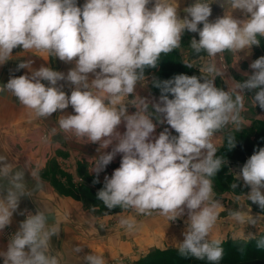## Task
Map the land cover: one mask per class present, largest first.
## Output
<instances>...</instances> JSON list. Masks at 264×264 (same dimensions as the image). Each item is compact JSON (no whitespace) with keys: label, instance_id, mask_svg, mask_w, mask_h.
<instances>
[{"label":"clouds","instance_id":"clouds-1","mask_svg":"<svg viewBox=\"0 0 264 264\" xmlns=\"http://www.w3.org/2000/svg\"><path fill=\"white\" fill-rule=\"evenodd\" d=\"M213 2L194 0L181 19L178 0H85L82 7L76 0H0V64L10 60L17 48L47 52L65 63L75 61L65 75L50 66L33 69V61L22 60L17 70L28 69L30 75L11 77L0 91L11 92L36 118L46 119L71 106L75 114L60 115L52 134H71L99 145L91 169L97 177L94 184L114 157L122 154L120 166L111 177H104L96 198L108 210L157 212L168 221L187 215L178 254L219 264L224 250L220 240L210 239V233L224 205L213 198L212 178L227 161L216 155L213 137L230 124L238 129L245 123L241 115L246 110L245 90H256L252 103L264 109V56L251 62L250 75L234 80L227 90L215 85L216 78L224 75L217 57L222 59L226 51L250 54L252 46H260L264 0H223L221 7L231 11L210 21ZM236 9L247 18H234L231 12ZM185 31L198 33L199 39L192 38L189 46L209 58L199 69L202 74L154 80L161 94L150 105L136 94L137 85L145 81L146 69L158 66L161 54L181 47ZM183 64L193 67L187 60ZM59 81L74 86L70 95L63 85L58 86ZM129 106L135 112L130 114ZM122 123L123 133L118 131ZM157 123L167 124L178 135L166 127L154 136ZM228 143L235 147L233 137ZM110 146L111 151H105ZM241 179L250 189L244 194L247 200L262 212L254 217L251 205L240 204L229 210V216L237 223L256 225L264 217V147L254 150L235 174L231 188L237 189ZM30 195L25 169L12 168L0 155V232L12 223L21 198ZM117 215L120 227L129 232L136 229L134 217ZM59 235V225L49 223L48 215L37 208L35 214L27 212L0 258L3 264H60L51 251L52 238ZM256 248L264 250V236L256 239ZM73 251L79 264H106L102 256L84 253L80 245Z\"/></svg>","mask_w":264,"mask_h":264},{"label":"rangeland","instance_id":"rangeland-1","mask_svg":"<svg viewBox=\"0 0 264 264\" xmlns=\"http://www.w3.org/2000/svg\"><path fill=\"white\" fill-rule=\"evenodd\" d=\"M191 1L194 3V0ZM200 27H202V25H200ZM192 38L199 39L198 33L185 31L182 36L181 47L179 49H176L168 54H161L158 66L154 69H146V79L137 85L136 94L146 99V101L151 105L152 103L159 101L161 94L160 89L154 86V80L163 81L171 79L175 75L179 74H185L189 76L196 75L199 77L200 74H202L199 72V69L205 66L209 58L204 52H201L200 54L193 52L189 46V42ZM259 39L261 40L260 46H252L250 50V52H252L250 58L253 61L261 56H264V38ZM222 57V59L220 56L217 57V65L221 71L224 72L223 76L216 78L215 85L217 87L227 90V88L232 86L234 80H243L246 78L245 73L249 75L252 73L251 68L245 64H243L244 68H242V71L232 67L233 63H235L238 59L236 54L226 51L222 54ZM55 60L57 61L58 66L57 71L62 72L65 75L70 69L75 67V61L72 63H63V67L61 66L62 61L59 60V58H55ZM185 60H187L189 63H192L193 67H186L183 64ZM218 62H221L225 68L220 66ZM91 78L93 77L90 74V79ZM59 85H63L62 90L68 95L71 94V90L74 87L67 81H59L58 86ZM255 91L256 90H245L244 93L246 110L242 112L241 115L243 116L245 123L242 124L238 129L230 124L221 131L215 133L213 137V143L217 147L216 155L227 161V163L222 166V169L216 174V176L212 178L214 193L213 198L220 200L224 205V210L220 212L217 223L214 226L215 230H217L221 236L220 238L215 239H218L221 242L226 240L248 241L249 239H252L250 234L256 235V238L264 235V217L259 219L256 225H252L237 223L229 216V210L237 209L240 204L248 206L251 205L250 214L254 217L261 214L262 212L256 209V204H252L247 200L244 194H247L250 189L244 186L242 179L238 182L239 186L237 189L231 188V184L236 182L235 174L239 173L240 168L253 154L245 149H242L241 146L237 144L236 140L239 139L243 142H247L249 145L253 146L254 150L259 147H264V109H261L258 105L254 107L251 99L255 95ZM131 98L132 97L130 96L129 99ZM169 98H172L171 95H169ZM128 111L131 114L135 112V108L129 106ZM149 112H151L150 107ZM68 114H75L71 106L63 110V112L58 110L56 113H53L50 116H53V120L50 121V123H47V121L43 119V122H40V124H43V127L40 126L37 128V141H40L41 144H47L49 147L47 146V148L44 149L41 147V149H38L39 142L35 141L33 152L37 158H35V164L31 165L32 169H34V179L27 185V189L30 193H32L35 201H40V192H49V196L55 200L54 202L58 204V206L63 201L67 200L69 204L73 205L72 212L74 216L85 217L88 214L93 218L92 220L94 225L101 229L108 228L107 230L111 232L118 231L117 228L120 227L118 223V213L122 216H132L137 221V230L143 221L146 223L147 228L142 234V237H145L147 243L152 242L153 227L156 225L159 228L162 227V230L164 229L168 235L177 233V231L182 233L186 230L187 215H184L175 221H168L166 217L159 215L157 212H153L151 215H139L132 209L122 210L121 208L117 207L112 210H108L103 205V203L96 198V194L101 188H103L104 177H111L114 170L120 166L122 154H117L114 157L113 161L106 166L104 171L99 174V183L94 184L93 181L97 177L95 173L91 172V169L95 161V156L98 154L97 149L99 145L86 143L84 140L77 139L71 134H69L67 137L61 132H57L55 135L52 134V128H58V117L60 115ZM153 121L156 123L155 118H153ZM166 127L169 128V131L172 135H178L167 124L159 123H157L153 135L158 136L159 133L162 132ZM118 131L121 133L125 131L123 123L119 126ZM229 136L233 137L236 142L235 147L233 148L228 143ZM58 141H60L61 144H64L65 142L66 148H62V146L58 148ZM17 147L21 151V146L17 145ZM111 147L112 146H110L105 151H111ZM238 152H241L243 155L238 154ZM82 189H84V192L86 193L84 197L83 192L81 191ZM237 196H240L239 201L236 200ZM76 209L79 211L77 212ZM245 210H247V208H245ZM24 212L25 219L27 212H32L35 214L36 210L26 208ZM79 212L81 214H78ZM15 215L17 217L20 216L18 214ZM24 219L23 217L16 218L13 215L10 226L6 227L2 232H0V251H6L11 234L17 231L16 225H19ZM101 225H103V227ZM121 230H124L125 232L127 231L124 228ZM54 242L55 246L53 247ZM58 244L59 240L53 237L51 251L55 255H57V249L59 246ZM139 245H134L129 254L113 255L108 259V261H106V264H133L136 262V260L142 258L153 250H163L167 248L178 249V246L173 245L163 248L157 246L142 247V245ZM72 260L73 257H71V261ZM198 262L199 260H196L195 263ZM0 264H3L2 258H0Z\"/></svg>","mask_w":264,"mask_h":264},{"label":"crops","instance_id":"crops-1","mask_svg":"<svg viewBox=\"0 0 264 264\" xmlns=\"http://www.w3.org/2000/svg\"><path fill=\"white\" fill-rule=\"evenodd\" d=\"M76 2L77 6L82 7L85 0H76ZM222 3L223 0H214L211 5L212 14L209 17L210 21H215L216 18L223 16L225 11L226 13L231 11L229 8L225 9L221 7ZM150 4L152 5V3ZM150 4L147 7L150 8ZM191 4V0H178V14L181 19L187 15V13L183 11L184 8L190 6ZM231 14L236 19L247 18L246 15L238 9L232 10ZM247 53H249L248 50L240 51L237 54L240 61L238 60V62L236 61L237 63H233L232 67L242 71V68H244L243 64L249 66L251 62H253L250 58L252 52H250V54ZM9 59L10 60L6 63L0 64L1 87L5 85L13 76L18 77L25 74L30 75L28 69L17 70V65L22 60L33 61V69H39L43 65L50 66L57 71L58 67L54 56L47 52H38L36 50L23 51L22 49L17 48L13 50ZM63 63L65 62L62 61L61 66L64 67ZM218 63L220 66L225 68L221 62ZM42 82L47 86V81ZM41 119L42 118H36L31 110L20 104L11 92L7 90L0 92V155L7 158L12 168L20 167L25 169L26 186L34 179V169H32L31 165L35 164V158H37L33 152L35 141L39 142L38 149H41V147L44 149L48 146L47 144H41V142L36 139V134L38 133L37 128L40 126L43 127V124H40V122H43V119ZM45 120L47 123H50V121L53 120V116L48 117ZM57 143H59L57 145L58 148H60V146H62V148H66L65 142L64 144H61L60 141ZM17 145L21 146V151ZM39 195L40 201H35L32 193L30 197H22L19 208L13 215L16 218L23 217L24 219L25 216L20 215L19 212H24L26 208H30L31 210H37L38 208L48 215L49 223H57L59 225L60 235L55 237V239L59 240L57 256L60 258V264H79V257L73 251L75 245L82 246L84 248V253L90 252L102 256L106 262L113 255L129 254L134 245L136 246L141 244L142 247L157 246L163 248L170 245L178 246V243L182 242L184 239V231L181 233L176 230L177 233L168 235L164 229L162 230V227L159 228L156 225L153 227V240L152 242L147 243L145 237H142V234L147 228L144 221L139 225V229L137 230L136 228L133 232H125L124 230H121L123 229L122 227L117 228L118 231L111 232L107 230L108 228L101 229L94 225L92 220L93 218L88 214L85 217L80 216L82 219L74 216L72 212L73 205L69 204L67 200L60 203L59 207L58 204L54 202L55 200L49 196V192H40ZM76 211L78 212L79 210L76 209ZM15 214L20 216L17 217ZM78 214L81 213L79 212ZM18 228L19 225H16L17 230ZM220 237L221 236L217 230L213 228L210 233V239ZM54 246L55 242L53 244V247ZM84 253H81L80 255H83ZM71 257H73L72 261Z\"/></svg>","mask_w":264,"mask_h":264},{"label":"trees","instance_id":"trees-1","mask_svg":"<svg viewBox=\"0 0 264 264\" xmlns=\"http://www.w3.org/2000/svg\"><path fill=\"white\" fill-rule=\"evenodd\" d=\"M237 144L251 153L254 152L253 146L247 142H243L239 139L236 140ZM241 154V152H238ZM243 155V154H241ZM83 197L86 195L84 189ZM257 210L262 211L255 206ZM264 236V235H261ZM259 236L256 239H259ZM256 239L244 240H226L221 242V247L224 250V255L219 264H264V250H258L256 248ZM195 258H185L178 254L177 248H167L163 250H153L139 258L133 264H210L207 260H199L195 263Z\"/></svg>","mask_w":264,"mask_h":264}]
</instances>
